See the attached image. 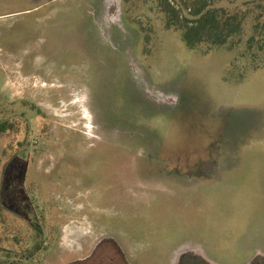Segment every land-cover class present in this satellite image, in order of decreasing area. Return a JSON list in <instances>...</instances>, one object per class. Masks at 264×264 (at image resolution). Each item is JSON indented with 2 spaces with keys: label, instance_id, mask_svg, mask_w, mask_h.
<instances>
[{
  "label": "rangeland",
  "instance_id": "obj_1",
  "mask_svg": "<svg viewBox=\"0 0 264 264\" xmlns=\"http://www.w3.org/2000/svg\"><path fill=\"white\" fill-rule=\"evenodd\" d=\"M38 1L0 0V264L264 253V68L245 45L190 50L153 0Z\"/></svg>",
  "mask_w": 264,
  "mask_h": 264
},
{
  "label": "trees",
  "instance_id": "obj_2",
  "mask_svg": "<svg viewBox=\"0 0 264 264\" xmlns=\"http://www.w3.org/2000/svg\"><path fill=\"white\" fill-rule=\"evenodd\" d=\"M132 0H126L129 3ZM167 31L181 34L190 50L209 53L223 48L234 51L242 44V58L253 71L264 68V1L247 2L234 12L215 5V0H153ZM236 71V70H235ZM234 72V71H233ZM14 123L0 124V134L13 131ZM3 207H0L2 212ZM39 247L30 252L32 259Z\"/></svg>",
  "mask_w": 264,
  "mask_h": 264
},
{
  "label": "flooded vegetation",
  "instance_id": "obj_3",
  "mask_svg": "<svg viewBox=\"0 0 264 264\" xmlns=\"http://www.w3.org/2000/svg\"><path fill=\"white\" fill-rule=\"evenodd\" d=\"M34 3L40 5L39 1L34 0ZM202 252L200 248L199 250L190 247L182 248L177 253L176 264H214ZM248 264H264V253H258Z\"/></svg>",
  "mask_w": 264,
  "mask_h": 264
},
{
  "label": "crops",
  "instance_id": "obj_4",
  "mask_svg": "<svg viewBox=\"0 0 264 264\" xmlns=\"http://www.w3.org/2000/svg\"><path fill=\"white\" fill-rule=\"evenodd\" d=\"M87 260L88 259H84V260H81V261H78V262L75 261L74 263H70V264H84V263H87ZM44 263L45 264L47 263L46 260H44L42 264H44Z\"/></svg>",
  "mask_w": 264,
  "mask_h": 264
}]
</instances>
